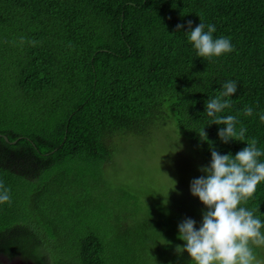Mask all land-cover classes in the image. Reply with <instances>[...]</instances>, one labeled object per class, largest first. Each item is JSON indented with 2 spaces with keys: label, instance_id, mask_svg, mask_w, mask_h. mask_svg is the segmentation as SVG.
Here are the masks:
<instances>
[{
  "label": "trees",
  "instance_id": "1",
  "mask_svg": "<svg viewBox=\"0 0 264 264\" xmlns=\"http://www.w3.org/2000/svg\"><path fill=\"white\" fill-rule=\"evenodd\" d=\"M199 17L215 25L214 38H231L235 50L199 57L185 33L187 22L195 28ZM178 24L183 29L177 31ZM0 46V133L9 138L0 136V181L11 190V202L0 204V258L122 264L106 236L75 229L82 219L93 225L113 215L114 208L97 204L95 196H85L80 215L78 208L58 206L56 214L75 218L70 232L20 219L18 199L44 170L66 164L74 172L93 165L95 173L82 185L104 187L114 139L142 133L163 116L207 166L210 142L221 155L234 156L255 138L264 151L259 118L264 114V0H0ZM230 80L238 83L237 92L220 115L237 116V130L242 126L247 132L244 141L225 144L218 135L225 126L212 124L205 104ZM245 106L253 109L251 116L244 114ZM202 128L207 141L199 136ZM123 200L119 213L126 216L132 198ZM243 206L258 209L264 221V182ZM132 210L126 246L138 254L133 264H144L157 241L143 233L155 221ZM68 239L74 240L69 249ZM183 242L163 246L164 252ZM117 243L121 246V238ZM172 264L193 262L184 254Z\"/></svg>",
  "mask_w": 264,
  "mask_h": 264
},
{
  "label": "rangeland",
  "instance_id": "2",
  "mask_svg": "<svg viewBox=\"0 0 264 264\" xmlns=\"http://www.w3.org/2000/svg\"><path fill=\"white\" fill-rule=\"evenodd\" d=\"M8 81L14 82L12 78ZM163 117L142 133L130 132L114 139L111 144L112 161L103 170V179L106 181L104 187H83L86 175L95 173V167L91 164H82L85 166L78 172L72 171L74 168L69 164L57 170H44L39 177L32 179L29 190L20 194L18 217L42 223L51 229L62 226L66 232H70L75 218L67 219L66 215L56 214L58 206L62 207L64 203L63 209L78 208L80 215L85 196H95L97 204L105 203L110 209L114 208L113 215L106 220L99 221L98 218L96 220L99 222L93 225L81 218L74 225L75 229L85 234L94 232L106 236V241L112 246L114 254L121 258L122 264L138 261V254L127 249L125 240L126 230L133 225L131 218L135 215L132 209H139L140 213L144 216L148 214L155 221L143 233L149 241H157L153 249L148 251L151 260L144 264H172L180 256L188 255L186 251L181 254L176 250L177 245L184 246L185 242L176 244L168 253L164 252L163 246L179 240L178 225L183 221L181 214L183 218L194 219L198 225L202 223L206 206L192 195L190 188L193 179L206 175L200 169L207 164L196 156L175 123ZM66 171L72 176L66 175ZM76 185L82 188L81 192L74 188ZM123 196L132 198L131 209L126 210L129 213L126 216L119 213ZM175 213L178 217L174 216ZM57 238L60 242L58 234ZM119 238L121 246L117 243ZM73 241L68 239L67 249ZM58 244L57 247L60 246ZM252 248L256 257L254 264H264V245H252ZM3 260H6L5 257L0 258V261ZM114 264L120 263L115 261Z\"/></svg>",
  "mask_w": 264,
  "mask_h": 264
},
{
  "label": "clouds",
  "instance_id": "3",
  "mask_svg": "<svg viewBox=\"0 0 264 264\" xmlns=\"http://www.w3.org/2000/svg\"><path fill=\"white\" fill-rule=\"evenodd\" d=\"M201 23L195 28L189 20L187 34L197 55L204 59L220 57L233 52L231 38L221 36L214 38V24ZM184 25L178 24L177 31ZM238 88L236 81H227L214 98L206 101V114L212 117V124L222 125L218 135L225 144L230 141H244L247 129L237 130L238 119L235 115H220L231 107L232 97ZM244 114L251 116L253 109L245 106ZM264 122V114L260 115ZM202 140L207 141L205 128L198 132ZM255 138L249 140L247 147L237 152L221 155L210 142L211 163L201 167L206 173L191 181V193L206 206L202 223L197 228V222L185 218L179 223L178 238L185 242L184 246L177 245L178 253L187 252L193 264H254L256 257L252 245H264V221L256 215L258 209H249L246 204L264 182V162L259 158L264 151L257 147ZM10 188L0 181V204L10 203Z\"/></svg>",
  "mask_w": 264,
  "mask_h": 264
},
{
  "label": "flooded vegetation",
  "instance_id": "4",
  "mask_svg": "<svg viewBox=\"0 0 264 264\" xmlns=\"http://www.w3.org/2000/svg\"><path fill=\"white\" fill-rule=\"evenodd\" d=\"M1 256H2V257H5V256H3V255H1ZM5 259H6V260H3V261H2L3 264H29V263H27V262H24V261H22V260H19L18 258H15V259L9 260L8 258L5 257ZM13 260H18L19 262H18V263H11V261H13Z\"/></svg>",
  "mask_w": 264,
  "mask_h": 264
},
{
  "label": "water",
  "instance_id": "5",
  "mask_svg": "<svg viewBox=\"0 0 264 264\" xmlns=\"http://www.w3.org/2000/svg\"><path fill=\"white\" fill-rule=\"evenodd\" d=\"M0 136H3L6 140H9L8 136L5 135V134H1V133H0ZM13 142H15V141H13Z\"/></svg>",
  "mask_w": 264,
  "mask_h": 264
}]
</instances>
